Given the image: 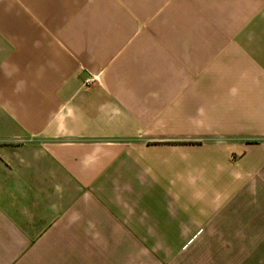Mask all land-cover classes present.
<instances>
[{"label":"crops","instance_id":"1","mask_svg":"<svg viewBox=\"0 0 264 264\" xmlns=\"http://www.w3.org/2000/svg\"><path fill=\"white\" fill-rule=\"evenodd\" d=\"M262 203L264 0H0V264H264Z\"/></svg>","mask_w":264,"mask_h":264},{"label":"rangeland","instance_id":"2","mask_svg":"<svg viewBox=\"0 0 264 264\" xmlns=\"http://www.w3.org/2000/svg\"><path fill=\"white\" fill-rule=\"evenodd\" d=\"M256 190H257V189H256ZM236 197H237V198H241L240 195H236ZM258 199H259V194H252V195L250 196V199H249V206H250V208H251V210H252L253 212H256V211L258 210L257 207H259V205H260L259 202H261V201H259ZM244 200H245V203L248 202V200H246V196H244ZM262 204L264 205V203H262ZM245 206H247V204H245ZM254 208H257V209H254ZM240 218H242V219H244V218L247 219V217H246V213H244L243 215H240ZM239 245H240V247H239ZM156 246L158 247L159 251H163L164 249H166V248L168 247V244H156ZM235 246L237 247V249L235 248V250L238 251V250H242V246H243V244H242V243H241V244H235ZM172 259L177 260L176 258H172ZM158 260H159L160 263L162 264V261H163L164 259L160 258V259H158ZM174 260H172V262H173ZM171 264H172V263H171Z\"/></svg>","mask_w":264,"mask_h":264}]
</instances>
